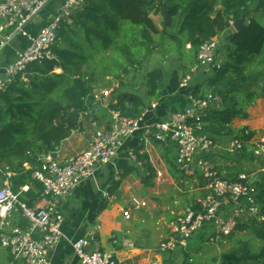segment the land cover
<instances>
[{
    "label": "trees",
    "instance_id": "16d2710c",
    "mask_svg": "<svg viewBox=\"0 0 264 264\" xmlns=\"http://www.w3.org/2000/svg\"><path fill=\"white\" fill-rule=\"evenodd\" d=\"M64 1L60 0L61 3ZM253 4L254 9L251 8ZM163 6L172 18L170 28H164L163 32L175 43L190 45L188 52L192 67L197 63L202 44L218 40L236 20L248 15L242 29L230 37L228 56L232 62L222 64L210 83L217 86L220 79L233 72L236 85L217 88L218 95L213 96L221 97L224 109H211L204 119V130L215 141L218 137L241 139L243 149L238 156L246 157V152L252 148L250 139L254 132L248 126L234 129L230 124L235 118H247L244 110L261 96L251 89L264 78L261 69L264 66V0H86L83 9L71 16V23L64 22L59 28L54 58L30 64L25 74L27 81L20 78L0 94V165L14 172L15 193L24 185H30V190L20 196L29 206L34 207L41 199L42 185L32 179V169L37 166L39 157L56 151L73 133L81 132V115L90 108L95 114L97 105H94L93 95L100 84L108 77L119 80L128 74L144 51L154 44L153 36L161 32L151 13L161 12ZM252 12L255 15L252 16ZM145 84V97L123 93L119 101L112 99L109 107L128 117H141L149 103L162 96L167 85L166 73L160 68L148 71ZM193 94L198 95V88ZM246 131L251 135L246 136ZM134 148L138 158L144 160L141 149L137 145ZM168 163L175 180L186 179L181 170L170 161ZM219 175L230 181H236L238 176H224L221 172ZM156 177L150 166L149 174L140 180L143 184H150ZM4 179L0 174V185ZM199 182L197 193L188 206L195 212L201 207L197 199L209 194L202 176H199ZM119 186L120 182H117L109 190L114 191ZM256 198L264 213V202L258 195ZM237 231L249 233L257 244L244 248L243 259L237 261L238 255L235 254L229 260L235 259L234 264H264V221L260 223L253 218L249 223L239 224L225 241L233 240ZM203 248L195 249L199 253ZM187 257H190L189 253Z\"/></svg>",
    "mask_w": 264,
    "mask_h": 264
},
{
    "label": "built area",
    "instance_id": "2783aa9c",
    "mask_svg": "<svg viewBox=\"0 0 264 264\" xmlns=\"http://www.w3.org/2000/svg\"><path fill=\"white\" fill-rule=\"evenodd\" d=\"M52 1L0 2V46L19 36L28 41L27 46L17 52L16 60L0 72V94L20 78L27 81L25 74L30 64L54 58L59 28L82 9L86 0H65L59 4L48 23L36 35L32 34L28 28ZM16 33L17 36L13 37ZM219 59V41L205 42L200 46L197 63L191 73L196 75L210 67L218 71L221 68ZM192 74L181 81V89L189 87ZM108 95L107 91H96L93 95L95 104H101L109 112L106 126L100 123L102 119L97 118V112L94 114L91 108L81 115V122L87 119L88 126L94 132L86 150L65 161L58 158V150L39 157L37 166L32 169V178L42 185V193L34 207L20 198L30 190V186L24 185L21 191L15 193L12 184L14 172L0 165V174L5 178L0 185V247L12 256L8 264H52L51 255L64 238L65 217L60 209L62 201L72 196L81 184L95 178L103 167L112 164L125 142L133 138H138L140 142L153 138L164 146L174 145V164L187 177L202 176L209 191L205 198L197 199L201 206L198 212L188 208L168 223L167 232L158 247L160 254L188 252L193 238L203 231L208 232L210 244L218 245L232 235L239 224L248 223L249 218L264 221L254 182L251 181L259 172L264 174V168L259 172L239 173L236 181H230L221 178L209 160L217 148V141L204 130V119L211 109L221 107L219 96L197 97L190 94L185 109L172 112L166 120H155L148 119L150 108L139 118L125 116L120 110L109 107L110 102H106L110 99ZM157 106L155 102L151 104V109ZM258 134L262 135L255 139ZM245 135L251 133L246 131ZM251 136L253 154L264 158V133L260 131ZM242 147V140L235 137L226 151L231 156H238ZM130 157L135 160V150L130 151ZM134 205L142 208L146 203L134 200ZM15 217L25 224L16 225ZM124 217L130 219L131 212H124ZM101 229V225L97 226L71 243L80 264H121L114 254L102 250L97 241ZM150 264L160 263L154 260Z\"/></svg>",
    "mask_w": 264,
    "mask_h": 264
},
{
    "label": "rangeland",
    "instance_id": "374dc122",
    "mask_svg": "<svg viewBox=\"0 0 264 264\" xmlns=\"http://www.w3.org/2000/svg\"><path fill=\"white\" fill-rule=\"evenodd\" d=\"M57 0H54L53 3L43 11L39 18H36L33 22L37 25L33 26V29L36 30V27L41 24L40 18L45 19L49 12L52 14L55 9L59 6L57 5ZM251 8L254 9L255 5H251ZM83 9V8H82ZM78 12V11H77ZM75 12L74 14H76ZM252 16L255 15L253 12ZM151 18L156 23L159 31V35H154V44L149 46L139 62L129 71L128 74L123 75L119 80L114 79V76L108 77L105 82H102L98 91H107L109 93L108 97L115 101L121 99L123 93H133L135 95L145 97L146 95V84H145V75L148 71H151L155 68H160L166 73L167 81H173L181 79V81L186 78L188 74L191 73V58L189 54L188 45H180L173 42L164 34V22L165 17L162 12L152 11ZM248 19V15H247ZM71 23V21H68ZM235 28H232L226 31L223 34H220L218 38L219 41V53H220V64L226 65L230 63L229 59V40ZM7 62L0 63V66L7 65ZM264 70L263 68H261ZM217 71L213 68H207L204 71L199 72L196 75L192 76V81L189 84V87L186 89L190 91L198 88V96L205 97L209 95H218L217 88L224 86L225 88L230 85H236V74L230 72L226 74L225 79H220L217 86H211V78L216 76ZM101 82V80H99ZM110 81L109 85L107 82ZM107 83V84H104ZM105 85V86H104ZM251 92H256L257 97L254 103L248 105L244 110L247 112V118L238 117L235 118L230 124L234 129H239L243 126H248L249 129L255 133L263 132L264 133V78H261L258 82L254 84L251 89ZM192 95H194L192 93ZM221 98V97H220ZM220 100V99H219ZM222 100V99H221ZM221 107L217 110L224 109V102L222 100ZM100 112L96 113L97 118H103L105 121L108 120V110L104 109L101 104L99 105ZM124 109H126L124 107ZM262 135V134H261ZM257 135L255 139L259 138ZM226 137V136H224ZM226 139V140H225ZM228 138H219L218 137V147H222V141H227ZM230 146V141L227 142L225 148ZM251 150V151H250ZM253 148H250L246 152V158L252 161L249 162L250 169H247L245 173H254L259 172L264 168V158L256 157L252 158ZM235 157V158H234ZM157 165V172L160 171L162 174L161 177L158 175L157 179L150 184H143L140 180L135 187H130L124 192V198H133L131 202V207L123 209L122 216L128 222L132 220V232H134V237L138 238L140 242H151L154 248H157L162 237L167 231V225L171 220H174L180 214L187 210L190 205L192 197L197 193V188L199 184V177H187L181 180H175L170 173V163L164 160L161 162L155 158ZM170 160V159H169ZM229 160L233 163L241 162L245 158H239V156H232ZM174 161V159H173ZM253 163V164H252ZM120 167H123L121 162L119 163ZM249 168V167H248ZM122 169V168H121ZM253 170V171H249ZM105 173L108 174L107 168L104 169ZM110 175H107L106 180L100 181L101 184L107 183ZM138 180V177L136 178ZM93 181V180H92ZM251 181L254 182L256 195L260 197V201L264 202V196L262 193L264 190V175L259 172L257 175L251 178ZM33 183V182H31ZM108 184V183H107ZM30 186V185H29ZM99 187H101L99 185ZM99 187H94L95 194H98L100 191ZM141 198V199H139ZM134 200L140 202H145V207H137L134 205ZM119 205H123L119 203ZM130 211L131 218L126 219L124 217V212ZM250 220V218H249ZM248 220V223L250 222ZM259 222V221H258ZM261 223V222H260ZM208 232L203 231L198 233L191 242V249L187 251H177L173 254H164L162 256V264H232L236 260H229L230 256L238 255V259H243L244 254L243 250L249 244L254 245L257 242L253 241L252 236L245 231H237L235 233L233 240H227L222 242L223 244L212 245L208 242ZM204 247L199 253L196 252V247ZM157 252V249H156ZM190 254L188 258L187 255ZM10 262V252L4 248L0 247V264H8ZM234 264V263H233Z\"/></svg>",
    "mask_w": 264,
    "mask_h": 264
},
{
    "label": "crops",
    "instance_id": "0c3cea01",
    "mask_svg": "<svg viewBox=\"0 0 264 264\" xmlns=\"http://www.w3.org/2000/svg\"><path fill=\"white\" fill-rule=\"evenodd\" d=\"M57 3L61 4L60 0H57ZM54 14V12L52 14L49 12V15L45 19L40 18L41 24L36 27V30L33 29V26L37 25V23H34L28 28L29 31L36 35L39 29L47 24ZM27 44L28 41L26 38L24 39V37L19 36L18 38H14L9 46L0 52V63H8L7 65L0 66V72L3 68L12 64L16 60L17 52L24 49ZM173 81H167V85L158 101L149 103L147 107V109L150 108L148 119L157 118L160 120H166L172 112L183 110L189 104V95L193 93V88L190 91L181 89V79L175 80L176 82ZM111 100L112 99H109L108 101L107 99L106 102H111ZM155 102H157V108L151 109V104ZM95 105H97L95 112L99 113L100 104L96 103ZM100 119H102L100 123L106 126L107 122L103 118ZM93 133L94 132L88 126L86 119L82 123V131L73 133L69 139L63 141L59 146L57 149L58 158L61 161H65L67 158L86 150ZM231 139L232 138H229L227 141H225L226 139L223 140V143L221 144L222 147H218L219 141L217 140V148L209 157V160L213 163L216 169L224 176L244 173L247 169H250L249 162H252L246 157L245 160L237 163H233L229 160L232 156L226 151L227 148H225V145L227 142L231 141ZM135 145L141 149L140 154L143 156L144 160L139 159L136 152L135 160L130 157V151H136L134 148ZM175 153L176 149L174 145L164 146L163 144L156 142L153 138H149L147 142L144 139L140 142L138 141V138L126 141L124 147L119 152L118 157L112 164L103 167L95 178L81 184L73 192L72 196L62 201L60 209L65 217L63 228L64 238L52 253L51 263L80 264L78 258L75 256L71 243L86 236L92 229L101 225L102 229L97 234V241L100 243L104 252L114 254V256L120 260L121 264H150L154 260L162 264V256H164V254L158 252L159 245L157 248H154L151 242L138 241L142 236L138 238L134 237V232H132V220L127 222L123 218V209L131 207L133 199L124 198V192L132 186L135 187V185L139 183L140 177L144 178L147 176L149 174L150 166L157 174V177L158 175H162L160 171L157 172L155 170L157 169V165L154 163L156 162L155 158L161 162H164L165 160L174 164L173 159H175ZM120 162L123 167H120ZM25 167L27 169L30 168L28 164H26ZM105 168H107L108 174L105 173ZM177 169L179 168L177 167ZM170 173L172 175L171 170ZM107 175H110V178H108L107 181L108 184H101L100 181L106 180ZM137 177L138 180L136 179ZM117 182H120V186L114 191L109 190ZM99 185L101 187H99ZM95 186L100 189L98 194H95L94 192ZM38 202L35 204H38ZM121 202L123 205H119ZM14 223L16 225L25 224V222L19 217H15Z\"/></svg>",
    "mask_w": 264,
    "mask_h": 264
},
{
    "label": "water",
    "instance_id": "95a60500",
    "mask_svg": "<svg viewBox=\"0 0 264 264\" xmlns=\"http://www.w3.org/2000/svg\"><path fill=\"white\" fill-rule=\"evenodd\" d=\"M161 12H162V14L165 17L164 28H167L168 29V28H170L171 23H172V18L170 16V13H169L168 9L165 6H163L161 8ZM246 20H247V15H244L241 19H238V20H236L233 23V27L235 28V31L236 32H239L242 29V27L246 23ZM16 36H17V33L13 37H16ZM10 43H11V41H9V42L5 43L4 45H2L0 47V52L2 50H4L7 46H9Z\"/></svg>",
    "mask_w": 264,
    "mask_h": 264
}]
</instances>
